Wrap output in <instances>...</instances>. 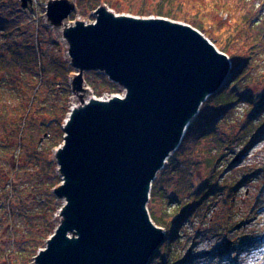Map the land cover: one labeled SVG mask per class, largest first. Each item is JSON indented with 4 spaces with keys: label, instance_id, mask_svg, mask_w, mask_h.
Segmentation results:
<instances>
[{
    "label": "water",
    "instance_id": "obj_1",
    "mask_svg": "<svg viewBox=\"0 0 264 264\" xmlns=\"http://www.w3.org/2000/svg\"><path fill=\"white\" fill-rule=\"evenodd\" d=\"M19 1L22 8L33 2ZM75 11L74 0L45 2V24L74 71L62 140L49 160L60 206L29 264H149L166 237L147 208L152 182L232 61L184 21L119 13L104 3L93 20H70ZM88 71L120 93L97 97Z\"/></svg>",
    "mask_w": 264,
    "mask_h": 264
},
{
    "label": "rangeland",
    "instance_id": "obj_2",
    "mask_svg": "<svg viewBox=\"0 0 264 264\" xmlns=\"http://www.w3.org/2000/svg\"><path fill=\"white\" fill-rule=\"evenodd\" d=\"M46 1L33 0L31 7L22 8L19 0H0V49L4 50L12 40L32 39L31 43L39 42L48 57L57 56L65 60L62 42L45 24ZM74 2L76 11L70 15V20L75 17L93 20L92 11L103 3L116 12L139 16L147 15L136 13L138 10L155 11L156 8L164 12L175 11L179 18L173 19L177 21H184L180 19L181 16L192 19L201 16L205 18L202 26L207 31L217 34L219 42L224 45L233 43L235 46L234 43L241 39L240 34H235V29L238 28L235 21L245 22L249 26L242 44L244 48L242 52H249L251 55L249 61L244 65L239 64L232 73L231 68L221 88L207 100L227 87L233 80L231 77L239 75L244 66L246 68L240 74L243 76L239 93L251 94L246 99L239 98L234 104L224 108L228 110L231 107L233 110L224 118L221 125L223 110L216 109L214 114L208 116L202 123V127L197 124L201 120L199 111L192 120L196 123L189 135L190 138L195 137L193 133L196 130H205V133L201 138L198 137V143L191 148L188 147L190 146L188 143L182 149L184 142L182 140L178 149L168 158L152 182L156 192L150 194L147 208L150 215L152 212L159 220V226L165 229L164 241L170 236L167 222L169 226L172 224L174 235L171 240L177 241L173 243L175 245L172 244V248L174 252L177 250L179 252V255L174 256L178 264H264V109L257 107L256 111L250 109L248 105L249 100L257 101L264 96V46L262 42L261 45L255 41L256 34L253 35L254 32H251V28L254 29L258 22L264 29V0H204L203 9L197 13L190 9V0H74ZM89 2L92 4L89 5ZM91 5L94 7L90 8ZM185 12L190 15H186ZM210 13L215 22L210 19ZM21 69L22 66L13 68L11 76L14 80L10 85L0 83L2 85H0V145L12 142L9 157L13 155L14 159L25 162V167H19L20 170L14 169L15 172L12 171L8 178L16 181L13 180L15 178L13 175L18 173L20 179L17 185L21 184V188L24 189L31 182L38 193L40 190L36 189L37 179L27 174H37L45 170L42 180L53 179L50 176L51 170L57 175L56 164L53 161L51 167L48 165L47 168V161L52 159L54 148L50 149L51 140L49 141L48 136H53V142L56 135L58 138L62 136H59L60 132L56 129L55 122L48 128L45 125L41 127L38 125L37 128L36 125L37 122L41 123L42 120L47 122L53 117L48 113L53 115L56 113L59 117L65 109L68 110L71 93L68 96L64 90L68 87L66 82L55 85L42 83L40 90L36 92L37 96L32 98L38 76L35 72L33 75L20 74ZM2 75L5 74L0 72V76ZM111 93H120V90L117 87L114 92L104 91V94ZM207 106H214V103L210 101ZM26 112L29 113L31 121L23 122L26 137L20 139L18 132L23 124L22 116ZM249 122H252L249 125L251 128L243 132ZM39 130L40 133L37 132ZM224 130L228 132L224 133ZM253 133L255 135H252ZM248 135L251 137L249 147L247 143L244 145L243 140ZM20 141L23 143L22 147L18 145ZM243 145L247 146L246 151ZM27 152L30 157L26 156ZM3 155L6 154L3 152ZM176 158L177 164L171 162ZM39 186L41 189L40 184ZM191 190L196 195L195 198ZM49 195L54 198L52 192ZM189 204H192V207L185 210ZM55 206H60V203L56 202ZM254 239H258V242L253 243ZM164 250L165 247L160 250L161 255L154 259L151 257L149 264L163 262Z\"/></svg>",
    "mask_w": 264,
    "mask_h": 264
},
{
    "label": "trees",
    "instance_id": "obj_3",
    "mask_svg": "<svg viewBox=\"0 0 264 264\" xmlns=\"http://www.w3.org/2000/svg\"><path fill=\"white\" fill-rule=\"evenodd\" d=\"M203 1L204 0H190V9L195 10L196 13L202 10ZM90 4L92 3L89 2V5ZM96 5L97 4H94V6ZM94 6L91 5L90 8ZM260 11L261 9L258 10V12ZM136 13L142 15L156 13L157 15L169 17L172 19L179 18V16L176 15L175 11L164 12L163 10H160V8H156L155 11L138 10ZM185 13L186 15H190L188 12ZM210 17V19L214 21L212 13H210ZM180 19L204 32L212 42L217 44L218 48L221 51L225 52L230 57L232 61L231 73L236 69L239 64L244 65L247 64V62L249 61V58L251 57L250 53L242 52V50L244 49L242 46L243 40L246 37V35L244 34L248 31L249 28V26L245 22L240 23L234 20L236 25H238V28L235 29V34L241 35V39H238L234 43L236 46L235 47L233 43H229L227 45L220 43L218 40L219 36L217 34L212 33V31L209 30L207 31L204 26H202V22L205 18L200 16L192 19L188 16H181ZM223 25L225 26V24ZM254 26L255 28H251V32H254L253 35L256 34L255 41L260 44L262 42L264 46L263 25L258 22ZM31 40L28 41V39L25 40V38L24 40L20 39L18 41L12 40L11 43L5 47L4 50L0 49V72H3L5 74L0 76V83H3V85H10V83L14 80V78H12L11 76L13 68L22 66V69L19 71L20 74L27 73L33 75L35 72V75L38 76L36 82L37 85L33 91L34 95L32 98H34L35 96H37L36 92L40 90V86L42 83H46V85H55L59 84L60 82H66L68 84V76L71 72L74 71V69L67 63V61L62 60L61 57H48L47 52L42 48L39 42L31 43ZM56 45L58 46V43ZM28 64L33 67H28ZM244 68H246V66L242 68L239 75H236L234 78L231 77V79L233 80L229 85H227V87H225L222 91L218 92L217 94H214V97H211L210 100L205 101V103L202 105V109H200L199 118L201 120L200 123H197L198 126L202 127V123L207 119L208 116H212L216 109H218L219 111H224V115L220 120L221 125V122L224 120V118L233 110V108L231 109V107L228 110H225L224 108L231 106L232 104H234V102L238 101L239 98L243 100L249 97L248 95L251 94L249 92L239 93L242 87L241 82L243 76L240 74L242 73ZM84 77L87 84L91 87L95 95H101L102 93H104V91L114 92L117 89L116 84L110 82L105 75L97 73L95 71L85 72ZM68 87H66L64 90L69 96L70 89ZM260 98H258L259 100L257 99V101L249 100V108L256 111L257 109L255 108L257 107H259L260 109H264V96ZM210 101L213 102L214 106L216 107L207 106ZM30 106L31 103L28 106L29 110ZM211 109L213 111H211ZM67 111L68 110L65 109L63 111V114L59 117L56 113H54V115L52 113H48L53 117L48 119L47 122H45L46 120H42L41 123L39 122L40 124L37 122V128L38 125L40 127L42 125H45L48 128L49 126H51L52 123L55 122L57 125L56 129L59 130V136L61 137L63 132H61L60 130V123H62V120L65 117L64 114H66ZM22 118V123L24 121H31V119L29 120V113L27 112L24 113ZM24 123L22 124V127L18 132V136L20 137V139L26 137ZM195 123L196 122L192 121L191 124L188 126V129L183 139L184 142L182 145V149L185 148L184 146L188 145V143L190 144V146L188 147L191 148L192 145L198 143V137L201 138V136L205 133V130H196L195 133H193L195 137L190 138L191 131L193 130ZM250 123L252 122H249L247 124V129H245L243 132L248 131L251 128L249 127ZM34 124H36V122H34ZM28 126L29 125H27V127ZM37 132L40 133V130ZM43 132H46V130H43ZM227 132L228 131L224 130V133ZM252 135H255V133H253ZM48 137L49 141L51 140L50 149L58 145L62 139L58 138V136L56 135V139L53 142V136L49 135ZM243 140L245 141L244 145L247 143V146L249 147V145L251 144V137H249V135L245 136ZM226 143L228 142L226 141ZM11 144L12 142H4V144L1 143L0 145V264H29L32 261L33 256L36 254L37 249L43 246V241L47 238V236L51 234L54 228L52 218L53 214L56 212L59 206H55V197L53 198L51 195H49V193H51V188L56 185L60 181V179L56 174H54V170H51L50 173L51 178L53 177V179L51 180H42V176L45 174V170L39 171V173L37 174L29 173L27 175L31 177L33 176V178L35 177L37 179L38 185L36 189H39L40 191L37 193V191L33 188V185L29 180L28 182H30V184H28L24 189L21 188V184L17 185L18 179H20V175L18 173L14 175L12 174L13 177H15L13 180L16 181H12L8 178L11 175L12 171L15 172L16 169L20 170L19 167H25V162H21L18 161V159H14L15 157L13 155L9 157V154L12 151ZM21 144L23 143L20 141L18 145L22 147L23 145ZM247 146H244V151L247 150ZM3 152L7 156L3 155ZM26 156L30 157L28 152L26 153ZM176 156L177 154H175L174 157ZM171 162L177 164L178 160L176 158ZM48 165L50 168V161H47V168ZM39 184L41 185V189L39 188ZM151 188V194L155 193L156 190L154 189V183L152 184ZM192 190L191 194L193 198H195L196 195L192 193ZM190 207H192V204H189V207L185 208V210H188ZM151 215L153 220L158 224L159 220L155 217L152 212ZM167 226L166 227L170 232V236L157 248V250L152 255V259H154L158 255H161L160 250L165 247V252L163 254V259L165 258V260L162 259L163 262H160L159 258L158 260L160 264H173V261L174 264H178L179 262L175 260L176 258H174V256L179 255V252L178 250L174 252L172 248V246L175 245L173 243L177 242H172L171 240L174 235L172 231L173 226L172 224L169 226L168 222ZM167 260L169 262L166 263Z\"/></svg>",
    "mask_w": 264,
    "mask_h": 264
}]
</instances>
